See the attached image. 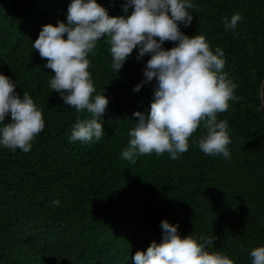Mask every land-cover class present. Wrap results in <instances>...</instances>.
Wrapping results in <instances>:
<instances>
[{"label": "trees", "instance_id": "16d2710c", "mask_svg": "<svg viewBox=\"0 0 264 264\" xmlns=\"http://www.w3.org/2000/svg\"><path fill=\"white\" fill-rule=\"evenodd\" d=\"M97 2L110 16L123 14L125 0ZM68 3L0 0V72L32 96L45 121L28 152L0 146V264H134L137 250L161 240L165 218L181 235L214 237L209 250L234 264H252L251 249L264 245V0H193L192 23L180 26L223 49L224 71L238 85L239 100L217 114L229 125L231 158L199 149L201 122L179 159L151 153L134 164L121 153L133 113L150 108L154 81L133 91L150 56L137 60L134 49L116 72L109 38L97 42L88 70L109 99L105 134L91 144L70 141L77 117L88 114L51 89L54 73L34 49L43 25L66 22ZM237 12L243 19L226 31L222 18Z\"/></svg>", "mask_w": 264, "mask_h": 264}, {"label": "clouds", "instance_id": "9594fccd", "mask_svg": "<svg viewBox=\"0 0 264 264\" xmlns=\"http://www.w3.org/2000/svg\"><path fill=\"white\" fill-rule=\"evenodd\" d=\"M194 7L193 0H125L123 14L110 16L97 0H69L66 22L43 25L34 49L54 73L51 89L64 104L88 114L77 117L70 141L91 144L105 134L103 114L109 99L103 89L96 92L88 55L107 36L116 72L134 49L137 60L150 56L134 92L154 81L150 108L133 113L137 119L128 131L130 140L122 158L134 164L139 156L167 152L170 159H179L189 150V138L201 122L206 131L194 141L199 149L209 156L231 158L229 125L217 114L228 110L230 100H239L235 95L238 85L224 71L223 49L213 50L202 34L181 31V24L191 25L193 12L189 10ZM222 19L227 31L236 29L243 17L237 12ZM166 41L175 46L165 48ZM260 99L264 104V95ZM44 127L43 110L32 96L28 92L21 96L15 80L0 72V146L28 152ZM161 229L159 242L152 240L145 251L134 253V264H234L227 253L209 250L214 237L181 235L178 224L166 218ZM250 256L252 264H264V245L252 248Z\"/></svg>", "mask_w": 264, "mask_h": 264}]
</instances>
